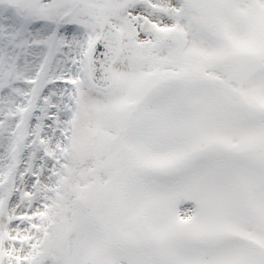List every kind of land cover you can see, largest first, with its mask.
<instances>
[{
    "label": "snow or ice",
    "instance_id": "obj_1",
    "mask_svg": "<svg viewBox=\"0 0 264 264\" xmlns=\"http://www.w3.org/2000/svg\"><path fill=\"white\" fill-rule=\"evenodd\" d=\"M0 264H264V0H0Z\"/></svg>",
    "mask_w": 264,
    "mask_h": 264
}]
</instances>
